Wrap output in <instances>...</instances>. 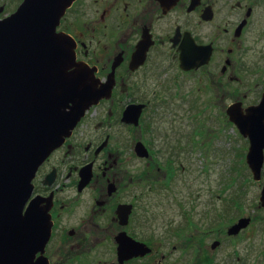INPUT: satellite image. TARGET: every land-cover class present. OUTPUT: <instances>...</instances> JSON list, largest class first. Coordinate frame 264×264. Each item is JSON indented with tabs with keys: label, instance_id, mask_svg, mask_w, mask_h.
<instances>
[{
	"label": "flooded vegetation",
	"instance_id": "1",
	"mask_svg": "<svg viewBox=\"0 0 264 264\" xmlns=\"http://www.w3.org/2000/svg\"><path fill=\"white\" fill-rule=\"evenodd\" d=\"M23 1L0 0L2 17ZM56 30L112 88L37 168L26 207L35 201L49 215L51 234L32 262L148 264L158 252L150 207L170 188L182 137L189 148L201 142L200 121L191 132L174 121L198 120L197 102L217 99L229 102V118L228 107L259 104L264 94V75L249 86L242 73L256 57L264 61V0H74ZM122 241L152 251L123 252Z\"/></svg>",
	"mask_w": 264,
	"mask_h": 264
},
{
	"label": "water",
	"instance_id": "2",
	"mask_svg": "<svg viewBox=\"0 0 264 264\" xmlns=\"http://www.w3.org/2000/svg\"><path fill=\"white\" fill-rule=\"evenodd\" d=\"M73 1L24 0L8 17H0V264H37L32 261L50 238L51 222L35 201L26 207L32 179L87 109L112 88L76 61L74 42L56 30ZM3 10L0 6V16ZM242 107L240 102L228 107L229 119L249 139L245 159L253 179L261 180L264 94L259 104ZM125 116L130 121L131 111ZM137 150L148 155L142 143ZM260 204L264 208V183ZM250 221L240 218L228 234H238ZM212 243L215 249L221 242ZM119 249L138 256L151 252L139 241H122Z\"/></svg>",
	"mask_w": 264,
	"mask_h": 264
},
{
	"label": "rangeland",
	"instance_id": "3",
	"mask_svg": "<svg viewBox=\"0 0 264 264\" xmlns=\"http://www.w3.org/2000/svg\"><path fill=\"white\" fill-rule=\"evenodd\" d=\"M256 58L255 67L251 64L242 71L249 75V86L263 79L259 69L264 61ZM256 95L252 93L249 102L256 100ZM228 103L218 99L197 102L202 106L198 120L174 121L177 129L185 132H191L200 121L201 142L189 144L190 149L188 137H182L180 160L170 167V188L161 190L159 200L150 207L154 214L149 223L152 232L148 233L153 235L158 252L148 264L158 259L161 264H264V208L260 204L264 178L252 179L245 159L249 140L225 115ZM192 104L186 102L184 108ZM241 217H250L249 225L229 235L228 228ZM216 240L221 243L213 249Z\"/></svg>",
	"mask_w": 264,
	"mask_h": 264
}]
</instances>
